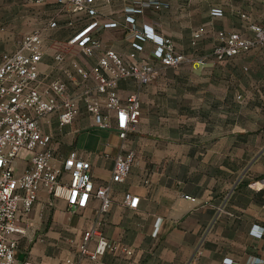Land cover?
<instances>
[{
  "label": "crops",
  "instance_id": "crops-1",
  "mask_svg": "<svg viewBox=\"0 0 264 264\" xmlns=\"http://www.w3.org/2000/svg\"><path fill=\"white\" fill-rule=\"evenodd\" d=\"M194 3L98 0V35L105 48L129 57L132 35L126 17L134 15L137 28L153 27L195 62L178 69L157 62L154 78L141 94L140 123L126 140L125 153L134 154V163L124 182L112 184L109 212L92 200L88 208L70 213L63 199L53 200L41 191L27 235L19 239V264H60L77 256L90 228L115 249L79 264H264V47L232 60L211 59L219 32L237 31V0L230 2L233 12L219 4L206 9V16L195 12ZM7 6L15 9V20L0 31V57L15 50L26 34L41 30L40 71L63 79L76 92L81 77L70 61L91 69L101 54L87 57L70 43L90 18L63 10L52 0H0V7ZM138 7L143 14H134ZM214 8L223 14L212 15ZM52 20L56 27H50ZM113 22L118 26L110 27ZM209 23L215 24L212 48L205 28ZM153 46L147 42L140 57H152ZM59 53L69 57L66 63L56 61ZM203 58L205 63L196 61ZM87 83L95 86L92 80ZM119 90L126 97L136 87L121 82ZM48 120L44 131L54 135L59 154L77 149L92 162L96 185L110 183L122 152L116 129L97 127L83 103L70 125L60 127L56 115ZM126 192L140 197L138 209L124 205ZM96 245L93 240L90 249Z\"/></svg>",
  "mask_w": 264,
  "mask_h": 264
},
{
  "label": "built area",
  "instance_id": "built-area-1",
  "mask_svg": "<svg viewBox=\"0 0 264 264\" xmlns=\"http://www.w3.org/2000/svg\"><path fill=\"white\" fill-rule=\"evenodd\" d=\"M45 3L49 0H30ZM63 10L83 14L90 18L88 25L71 40L87 57L101 52L96 65L87 69L76 60L72 68L80 75L79 89L70 92L61 78H50L40 71L43 59V34L36 30L26 34L18 47L0 57V264H19L16 253L19 239L27 235L28 220L40 199V192L47 191L53 200L63 199L70 213L88 208L92 200L101 202V211L112 207V184L124 182L133 163L134 154H126L129 133L139 125L143 102L141 94L152 82L156 64L166 68H181L195 62V57L180 51L171 38L165 37L149 25L136 27V17H126L132 35V52L124 58L116 50L105 48L98 35L101 26L98 0H52ZM159 8V4H155ZM143 14L144 8L133 10ZM223 14L214 8L212 15ZM50 27H56L52 20ZM114 28L118 24L109 25ZM251 35L239 31H220V41L212 56L219 61L232 60L254 48L264 47V25L253 23ZM153 43L152 57L140 55L146 51V43ZM152 58V59H151ZM59 64L69 57L59 53ZM205 63L206 58L201 60ZM95 83L94 87L88 81ZM121 82H133L136 90L128 96L120 94ZM95 125L101 129L115 128L122 140L120 154L115 159L111 182L96 185L92 162L77 149L60 155L55 147V137L44 131L48 117L56 115L60 127L74 123L81 113V104ZM123 203L136 210L140 197L126 192ZM97 240L94 249H90ZM114 244L95 228L85 231L75 257L66 258L60 264H79L83 259L98 260ZM127 254H132L126 250Z\"/></svg>",
  "mask_w": 264,
  "mask_h": 264
},
{
  "label": "rangeland",
  "instance_id": "rangeland-1",
  "mask_svg": "<svg viewBox=\"0 0 264 264\" xmlns=\"http://www.w3.org/2000/svg\"><path fill=\"white\" fill-rule=\"evenodd\" d=\"M159 2V0H156ZM232 0H194L195 4V12L199 16H206V9L212 8L216 5H226L230 8L231 12H233V6H230ZM15 20V9L11 7H0V31L9 26L14 24L13 21ZM220 20V19H219ZM223 22V21H221ZM225 26L228 24L230 25V20H224ZM253 23H258L264 25V0H237V31L238 29H242L239 32H242L244 35L249 36L250 34V25ZM206 29L209 30L208 38L211 40L210 48L213 46V39L215 38L214 30L215 24L209 23L205 26ZM0 42H4L3 39H0ZM216 46V45H215ZM214 46V47H215ZM213 47V49H214ZM213 49L211 52V59L214 58L212 56ZM209 57V59H210ZM215 59V58H214ZM217 60V59H216ZM219 61V60H218ZM226 81L229 82L230 80L226 77ZM73 250V247H70Z\"/></svg>",
  "mask_w": 264,
  "mask_h": 264
}]
</instances>
